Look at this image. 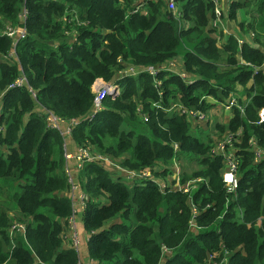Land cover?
<instances>
[{"label":"trees","instance_id":"obj_1","mask_svg":"<svg viewBox=\"0 0 264 264\" xmlns=\"http://www.w3.org/2000/svg\"><path fill=\"white\" fill-rule=\"evenodd\" d=\"M139 1L0 0V196L6 190L11 205H0V264L78 262L72 246L61 247L72 205L64 195L62 138L49 127L48 114L78 120L70 139L120 159L121 166L169 164L175 156L196 164L181 181L201 179L190 191L198 209L192 232L184 193L159 192L149 180L127 185L103 165L83 163L76 180L87 196L80 221L91 264H203L208 253L225 264H264V160L252 162L246 149L252 135L264 148V121L257 123L264 52L256 47H264V0L227 6L225 17L239 12L236 27L252 34V44H238L234 33L210 25L211 0H175L177 16L162 0L146 1L145 13L132 12ZM5 24L23 27L24 36H6ZM177 56L188 81L163 67ZM126 64L156 66L159 85L145 71L124 76L116 81L119 94L104 97L101 110L86 117L91 83L112 80ZM18 75L24 84L8 88ZM231 95L241 110L226 109L227 117L211 127L241 129L233 198L221 182L222 158L209 153L208 121L203 129L191 127L183 114L162 110L181 104L208 111L213 104L206 96L224 103ZM14 222L23 223L21 233L8 232Z\"/></svg>","mask_w":264,"mask_h":264},{"label":"built area","instance_id":"obj_2","mask_svg":"<svg viewBox=\"0 0 264 264\" xmlns=\"http://www.w3.org/2000/svg\"><path fill=\"white\" fill-rule=\"evenodd\" d=\"M146 1H157V0H140L136 3L135 7L132 9V12H142L144 10V5ZM167 6V10L172 11L174 16L178 15V11L175 5V0H162ZM213 3L212 10V19L210 25L216 29H221L223 33H227L225 28L226 21V12L228 10L227 6L230 0H211ZM24 15V10L20 13L18 18L22 19ZM225 19V21H224ZM24 28L19 26H12L10 24H5L2 30V33L8 37L13 38L15 41L24 36ZM252 35V34H251ZM237 36V42L240 44L244 42L239 35ZM7 60V58H4ZM169 61L163 66L166 70H168ZM168 64V65H167ZM264 64V62L262 63ZM125 68L119 69L115 72L117 75L116 79H112L109 81H104L100 78H96L90 85V91L92 93V103L87 113L86 117L91 118L96 112L101 110L102 108V100L106 96H116L120 92V86L116 83V81L124 76H135L140 71L147 72L151 78L154 87L159 85L158 79H156V66H146V67H138L130 65L127 71H123ZM123 71V72H122ZM174 71V70H169ZM184 81H188L189 77L183 71L178 73ZM24 84V78L22 75H18L12 83L8 85V88L14 86H20ZM160 94V93H159ZM1 95V93H0ZM204 99L207 100L208 103H212V107L220 106L224 110L231 108L232 106H237L240 110L241 107L236 104L235 97L231 95L224 103L217 102L210 96H206ZM163 111H175L178 114H183L186 120L190 123L191 127L195 125H199L201 123L205 124L208 121V125L210 124V113L208 111H203L200 109H191L186 108L181 104H169L166 108H162ZM48 125L51 128L56 129L62 138V151L63 158L65 162L73 161L74 167L76 170L80 169L83 163L85 162H93L99 165H103L111 174L113 178L119 177L123 182L127 183V185L141 183L142 181L149 180L153 182L159 192H168V191H179L186 195V201L189 205L190 209V217L188 219V227L190 231H195V222L194 219L196 214L198 213V209L192 203L190 199V191L194 189L197 184L201 181L199 177L191 178L184 181L180 180V176L178 175V169L175 167L174 161L176 160L175 156L171 158L169 164L155 163L150 167L139 168V169H128L121 166L114 159L110 158L108 155L104 153H90V145L89 144H80L76 145L75 151L73 153L68 152L64 148V139L70 137V129L73 125H75L78 120L76 119H61L55 117L51 114L47 115ZM264 121V109L259 108L257 111V123ZM201 126V125H199ZM0 130L2 128L0 127ZM241 129H237L234 133L225 132L218 139L210 144L209 153L220 156L222 158L223 167L220 173L221 182L224 188V191L228 196L233 198L235 196V191L238 185V177L236 175L237 166H238V158L235 155L236 147L234 146L238 142H240V133ZM172 151L176 152L177 144L172 143ZM246 149L250 151L252 155V162H258L260 160H264V148L258 146L256 138L252 135L247 140ZM67 173V170H66ZM171 173V175H170ZM68 175V173H67ZM69 181L70 178H68ZM87 196L83 192L79 195V200L81 204V210L84 207V201ZM71 200V198H70ZM72 205V200H71ZM209 205H206L203 209L209 208ZM202 209V210H203ZM75 210L72 205V211L68 219V226L71 223H74ZM9 233L15 231L17 233H21L23 231V225L21 223L14 222L8 228ZM72 247L77 249L78 241L75 233L72 235ZM74 249V250H75ZM162 256L166 254L169 255V251L161 246ZM218 254L217 253H208L203 264H225L223 259L217 261ZM47 264V263H40ZM77 264H80L79 261ZM91 264V261H90Z\"/></svg>","mask_w":264,"mask_h":264},{"label":"rangeland","instance_id":"obj_3","mask_svg":"<svg viewBox=\"0 0 264 264\" xmlns=\"http://www.w3.org/2000/svg\"><path fill=\"white\" fill-rule=\"evenodd\" d=\"M165 9H167V6H165ZM144 11L145 10H143L142 12H144ZM240 18H241V15H240L239 12H238V14H236L235 19L232 20V19H229L228 18L226 20L225 28L226 29H231L233 26H237V22L240 20ZM66 37H68V41L69 42H71L73 40V35L67 34ZM262 38H263V36L261 38H259V39L262 40ZM251 39H252V37H251ZM251 44H252V42H251ZM256 47L260 48L264 52V47L261 46L259 42H257ZM178 60L179 61L181 60V57L180 56H178ZM178 60L175 57V58L169 60V62L170 63H175V62H178ZM170 63H169V65H170ZM126 65H127L126 67H123V68H125L123 71H125V70L127 71L128 67L130 66V64H126ZM117 75L118 74L114 75V77L112 79L113 80L116 79L117 78ZM263 77H264V74H263ZM225 111H227V110H224V109L220 108V106H215V107H212L211 109L208 110V112L210 113L209 114L210 115V124L208 125L210 129H209V131L207 129H204V130L207 131V133L210 135L209 136L211 138L210 144L212 142H214L216 139H218L220 137V135H222L223 133L226 132V131H224L222 133V131L220 132L218 128H213L212 129V127H211V125L214 124V122H216V121L222 122L224 120V118L227 117V113ZM199 125H201V128L202 129L205 127V124H203V123H201ZM90 150H91L90 153H101V151H98L93 145H90ZM106 156H107V154H106ZM62 157H63V151H62ZM114 160L117 163H120L121 162L120 159H117V158H115ZM174 164H175V167L178 169V175L179 176H181V173L190 174L192 172V170H194L196 168V164L194 162H185V161H183L181 159L180 160H175L174 161ZM66 167H68V165L64 162V158H63V170H64L65 173H66ZM123 167L128 168L126 166H123ZM72 170L77 171L75 169H72ZM67 173H68V170H67ZM67 173H66V176H67L68 186H72L74 188V190H75L74 192L76 193V189H77L76 188V185H78V183H76V178L72 177V181H69L68 180L69 177H68ZM170 175H171V173H170ZM6 188L8 189V186ZM67 192H68V195L67 196L69 198H71L70 192L73 193V191L67 190ZM5 195H6V190H4L3 193H2V196H0V205L2 207H5V209L7 210V208L9 209V207H11V205H10L9 201L7 200V197H5ZM41 211H47V210L41 209ZM7 214L10 217H14L15 216V214H14L13 211H9V212H7ZM77 221H78V224H80V221H79L78 218H77ZM110 221H112V220L106 221L103 225L106 226ZM21 224H23V223H21ZM70 246H72V245H70ZM76 254H77L78 260H82L83 259V255H82V244L81 243L78 246V250L76 251ZM163 257H166V255H163Z\"/></svg>","mask_w":264,"mask_h":264},{"label":"crops","instance_id":"obj_4","mask_svg":"<svg viewBox=\"0 0 264 264\" xmlns=\"http://www.w3.org/2000/svg\"><path fill=\"white\" fill-rule=\"evenodd\" d=\"M227 20V18H226ZM225 21V19H224ZM226 24V21H225ZM227 33H234L235 35H239L240 38L244 41L247 42L249 44H251L252 42V35L251 33L247 32H241L237 29L236 26H233L231 29H226ZM176 59L178 60V56L176 57ZM261 71L264 74V64H262V66L260 67ZM168 70H174L177 73H180L183 71L182 68V64H181V60L175 63H170V65L168 66ZM249 84V83H248ZM1 97V95H0ZM64 148L66 151L73 153L75 151L76 148V144L70 139V137L65 138L64 139ZM65 162V161H64ZM68 167H66V170H68V177L70 178V180L72 181V177L76 178L77 175V171H74L72 169H75L74 167V162L73 161H69V162H65ZM76 170V169H75ZM74 173V174H73ZM72 174V175H71ZM77 183V180H76ZM76 193L74 192V188L72 186H68V190L73 191V193L70 192L71 195V200H72V205L74 207L75 210V217H74V223L70 222V225L68 226V228L64 231V233L62 234V248H66L70 245H72V235L73 233H75L77 241H78V245H77V249H75V251L78 250V246L80 245V243L82 244V255H83V259L82 260H78L80 264H90V261L88 260V257L86 255V247H85V242L87 239V234L86 232L82 229V225H81V221H80V216L82 213L81 210V204H80V200H79V195L81 194V191L79 189V186L76 185ZM64 195H68V192H64ZM77 218L80 221V224H78Z\"/></svg>","mask_w":264,"mask_h":264}]
</instances>
